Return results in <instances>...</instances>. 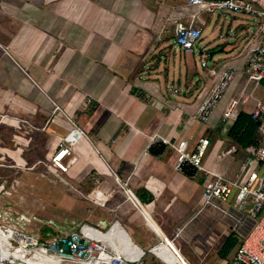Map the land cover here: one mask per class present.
<instances>
[{"label":"crops","instance_id":"crops-1","mask_svg":"<svg viewBox=\"0 0 264 264\" xmlns=\"http://www.w3.org/2000/svg\"><path fill=\"white\" fill-rule=\"evenodd\" d=\"M2 1V79H17L23 85L18 91L24 90L20 95H32L39 100L37 123L45 124L47 130H37L45 147L40 151L41 158L32 164L34 169L41 165L37 172L42 178L52 185H61L67 192L75 191L84 201L89 202L87 197L94 187L109 195V208L99 207L97 220L86 224L106 229L118 221L128 238L145 252L158 243V233L162 234L186 262L196 264L190 259L202 254L210 243L206 222L215 215L208 211L194 218L201 204L205 177L193 165H184L196 169L193 176L178 170L177 151L154 138L161 136L173 143L185 140L191 154H196L199 144L207 139L203 166L229 176L237 173L245 159L244 150L255 144L240 147L229 130L241 113L251 116L257 103L264 101V82L249 86L243 74L248 34L257 25L256 19L232 15L233 19L227 21L228 15L223 14L224 20L214 25L210 18L202 16L197 23L203 24L200 48L185 53L173 45L171 18L178 16L180 10L189 11L184 7L187 2L181 5L179 0H27V4H19L20 0ZM254 1L264 9V0ZM212 27L223 43L204 40L205 32ZM163 28L166 32L159 42L157 37ZM203 51L207 62L209 56L213 60L212 66L208 63L206 68L202 67ZM226 64L237 68L238 76L210 122L200 124L194 118L197 106ZM242 95L248 100L238 107L235 123L221 129L220 121L228 103ZM55 106L59 110L55 111ZM69 119L76 122L85 137L76 147L77 162L68 173H62L52 170L48 162L68 133L62 135L72 128ZM257 139L256 145L260 143L258 129ZM3 148L0 154L12 159L15 165L26 163L24 149L11 152ZM234 148L239 153L228 155ZM43 158L47 162L40 163ZM113 172L129 184L145 217L116 186ZM81 224L85 223L75 225L70 221L68 229L72 231ZM235 240L237 244L230 253L234 249L236 252L240 244ZM148 255L153 254L147 253L146 258ZM226 257L227 262L232 258ZM153 262L162 264L156 256L146 260V264Z\"/></svg>","mask_w":264,"mask_h":264},{"label":"built area","instance_id":"built-area-1","mask_svg":"<svg viewBox=\"0 0 264 264\" xmlns=\"http://www.w3.org/2000/svg\"><path fill=\"white\" fill-rule=\"evenodd\" d=\"M184 7L189 11L180 10L178 16H174L171 20L174 22L173 45L177 51L185 53H193L200 48L199 44L203 37L201 25L203 24L198 25L197 23L201 20L202 15L220 13L250 15L255 18L257 25L252 26L249 31L250 38L246 45L243 74L249 86L264 82V9L259 8L256 1L187 0ZM165 32L166 29L163 28L157 41L163 40ZM201 54L205 57L202 67L206 68L208 66L207 57L204 51ZM237 76V68L229 64L224 66L211 91L198 104L194 117L196 121L203 125L210 122ZM174 92L178 93L177 90ZM244 95L239 99H232L228 103L220 121L221 129L229 128L235 123L238 107L248 100ZM57 110H59L58 106L55 107V111ZM251 116L252 120L258 123L260 143L244 150L245 159L239 165L234 176L203 166L202 157L209 145L207 139H203L199 144L196 154H191L189 143L185 140L173 143L161 136L154 138V140H160L177 151L176 167L178 170H182L183 166L188 163L203 173L205 181L202 200L194 218L208 211H212L213 214L227 215L229 212L224 208V205L230 203L229 207L240 213L247 210V216L255 220L254 226L247 235H237L235 232L230 234L232 238L240 241V244L234 256L226 264H264V101L257 103ZM69 121L72 128L63 138L62 145L56 150L51 161V169L62 173H68L71 166L77 162L76 147L85 137L84 131L77 126L76 122L72 119ZM238 153V150L234 148L228 155ZM113 173L116 186H119L125 192L127 199L139 209L128 188L129 184L121 181L116 173ZM4 189V186L1 185L0 196ZM108 198L109 195L96 188L88 195L87 200L97 207H105L106 202L109 201ZM140 212L144 215L141 210ZM120 228L123 227L118 221H113L107 229L86 223L72 231L55 230L48 227L43 231V236L38 237L25 231L0 225L1 231L11 235L12 250L24 253L28 259L32 260V264H146L147 253L155 255L162 264H189L174 244L159 233L158 243L148 252L140 249L133 242H129L128 247L120 249L119 238L116 234L117 231H122ZM123 231H125L124 228ZM179 234L178 231L177 236ZM64 246H67L68 250H65ZM160 248L166 249L170 256L167 257L161 252H157ZM35 258L36 260L39 258L41 261L37 262Z\"/></svg>","mask_w":264,"mask_h":264},{"label":"rangeland","instance_id":"rangeland-1","mask_svg":"<svg viewBox=\"0 0 264 264\" xmlns=\"http://www.w3.org/2000/svg\"><path fill=\"white\" fill-rule=\"evenodd\" d=\"M179 1L181 5L187 2V0ZM2 2L0 0V7ZM27 3V0H20L19 2V4ZM202 16L210 18L214 25L221 23L225 18L220 13L214 15L206 13ZM230 16L232 15H228L227 21L233 19ZM252 31L255 30L252 29ZM204 37V40L207 41L214 39L213 42L223 43L219 41L218 33L213 30V27L205 32ZM249 38L250 35L248 34ZM210 58L209 56L208 63L209 66H212L213 60ZM1 63L0 61V67ZM21 86L23 87V85H19L17 79H11V77L4 81L0 73V153L3 151V147L11 152L22 148L25 151L26 159L24 165H15L11 162L12 159H6L7 157L0 154V186L3 185L5 188L4 194L0 198V212L2 215L0 225H10L29 234L42 237L43 231L48 227L55 230L70 231L68 229V226H71L70 221H74L75 225L79 223L93 224L99 215V207L94 206L90 201L82 200L73 190L67 192L59 184L52 185L48 183L37 172V168L41 165H37V168L34 169L35 166L32 164L41 158L40 151L44 150L45 147L44 139L37 130L44 131L46 128L44 127L45 124L41 126L37 123L39 118H37L35 112L39 100L35 96L32 97V95H20L24 93L23 89L21 92L18 91ZM73 119L77 122L76 117L73 116ZM32 130L34 132H31ZM67 133L69 132L64 133L62 136ZM47 137L50 138L49 135ZM75 156L77 157L76 151ZM52 157L49 158L48 163L50 164ZM44 162H47L44 158L40 160V163ZM94 189L96 188L94 187ZM229 204L224 205L229 214H215L211 216L210 221L207 220V233L211 236L210 243L202 251V254L197 253V256L195 254V257L190 259L196 261V264H226L227 260L220 255L219 251L222 244L226 242L232 232L245 236L254 226L255 220L247 216V210L240 213L229 207ZM109 206L110 203L107 201L105 207L101 208L107 209ZM21 216H24V218ZM20 218L23 219L20 220ZM161 250L157 252H161L167 257L170 256L166 249ZM234 252L235 249L226 258L230 259ZM152 256L148 255L146 260L154 259L155 255ZM187 262L191 264L190 261L187 260Z\"/></svg>","mask_w":264,"mask_h":264},{"label":"trees","instance_id":"trees-1","mask_svg":"<svg viewBox=\"0 0 264 264\" xmlns=\"http://www.w3.org/2000/svg\"><path fill=\"white\" fill-rule=\"evenodd\" d=\"M257 129L258 123L251 119V116L241 113L238 117L236 123L230 128L229 135L236 141V143L243 148L249 145L257 144ZM190 165V164H185ZM183 170L189 176L195 174L196 169L184 166ZM237 241L232 238V235L227 239L226 243L223 245L220 255L225 258L230 251L235 248Z\"/></svg>","mask_w":264,"mask_h":264},{"label":"bare ground","instance_id":"bare-ground-1","mask_svg":"<svg viewBox=\"0 0 264 264\" xmlns=\"http://www.w3.org/2000/svg\"><path fill=\"white\" fill-rule=\"evenodd\" d=\"M120 229H122L123 231V228ZM122 231L116 232L117 237L119 238L120 249H123L122 247H128L127 245L129 244V242L132 243L131 239L128 238L129 235L125 231ZM10 237V234L3 232L0 229V264H32V260L28 259V257L24 253H22L21 251L12 250ZM161 249L163 248H160L157 251ZM36 261L40 262L41 260L38 258Z\"/></svg>","mask_w":264,"mask_h":264},{"label":"water","instance_id":"water-1","mask_svg":"<svg viewBox=\"0 0 264 264\" xmlns=\"http://www.w3.org/2000/svg\"><path fill=\"white\" fill-rule=\"evenodd\" d=\"M105 228H106V225H105ZM64 249H65V250H68V247H67V246H64Z\"/></svg>","mask_w":264,"mask_h":264},{"label":"clouds","instance_id":"clouds-1","mask_svg":"<svg viewBox=\"0 0 264 264\" xmlns=\"http://www.w3.org/2000/svg\"><path fill=\"white\" fill-rule=\"evenodd\" d=\"M107 229V228H106Z\"/></svg>","mask_w":264,"mask_h":264}]
</instances>
